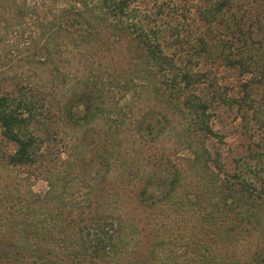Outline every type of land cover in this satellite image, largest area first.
<instances>
[{
	"label": "trees",
	"instance_id": "1",
	"mask_svg": "<svg viewBox=\"0 0 264 264\" xmlns=\"http://www.w3.org/2000/svg\"><path fill=\"white\" fill-rule=\"evenodd\" d=\"M217 103L264 138V0H0V264H264V145L227 166Z\"/></svg>",
	"mask_w": 264,
	"mask_h": 264
},
{
	"label": "rangeland",
	"instance_id": "2",
	"mask_svg": "<svg viewBox=\"0 0 264 264\" xmlns=\"http://www.w3.org/2000/svg\"><path fill=\"white\" fill-rule=\"evenodd\" d=\"M147 1L149 4L152 5V0H147ZM252 1L255 2V0ZM180 31L183 34L187 33V29H180ZM195 31H198V29L197 30L191 29V32L194 33ZM185 43L186 42H184V45H186ZM170 48L172 50H175L180 55H184L186 53L185 49L187 48V46H179V45L171 44ZM188 48L191 49V47ZM216 64L217 63L215 62L211 66L213 71L215 72L216 79H218L221 85L224 82L226 83L228 82L230 85H232V88L229 89V92H236L237 86L235 84V81L238 79V77L234 75H230V71L228 69H225L223 64H219L218 68H216ZM198 65L202 67H207L210 64L207 62H203L202 60L199 62ZM90 97H94V95L90 93ZM136 103L138 104V102ZM136 103L135 101L130 102V105L133 109H136L138 107ZM144 104L145 103H143V105ZM140 107H142V105H140ZM214 109H215V114L213 115L212 118V125L218 132L222 133L223 135L222 140L219 141L218 144L221 148L227 166H230V164L233 162L232 161L233 157L243 155L248 151L250 147H256L257 142L263 143L264 145V138L262 137L263 132L257 129L254 125H252L248 120V118H244L242 114L239 113L235 107H229L224 103H219V104L217 103L215 104ZM89 138L88 140L85 141L86 143L91 144L92 140H90ZM0 140H2L1 133H0ZM144 143L146 144V142ZM163 143L167 146L170 144V141L169 139L166 140L165 138L160 137L159 139L149 142V144L146 145L148 147V150L153 149L155 151L156 150L158 151L159 146L162 145ZM62 144L63 143H61V145ZM50 147L51 150L47 154L48 160L50 156L54 154L55 147H57L54 143V140H52V144L50 145ZM91 167L93 169L97 168V166L94 167L92 165ZM11 173H13V171ZM20 175L25 176V174H22V172ZM30 180L33 183L31 187L34 190H43L46 187V181L41 177L35 179L34 177H32ZM169 244H171V242Z\"/></svg>",
	"mask_w": 264,
	"mask_h": 264
}]
</instances>
